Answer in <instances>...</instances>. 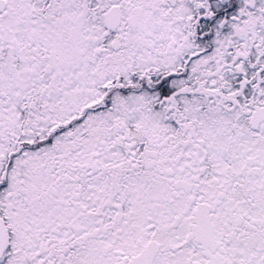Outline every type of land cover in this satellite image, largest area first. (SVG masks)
<instances>
[{
  "label": "snow or ice",
  "instance_id": "obj_1",
  "mask_svg": "<svg viewBox=\"0 0 264 264\" xmlns=\"http://www.w3.org/2000/svg\"><path fill=\"white\" fill-rule=\"evenodd\" d=\"M0 264H264V0H0Z\"/></svg>",
  "mask_w": 264,
  "mask_h": 264
}]
</instances>
